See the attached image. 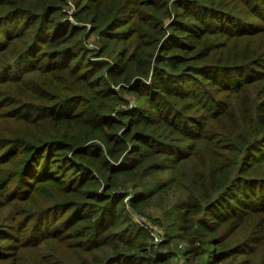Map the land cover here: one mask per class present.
<instances>
[{
    "label": "trees",
    "instance_id": "16d2710c",
    "mask_svg": "<svg viewBox=\"0 0 264 264\" xmlns=\"http://www.w3.org/2000/svg\"><path fill=\"white\" fill-rule=\"evenodd\" d=\"M0 264H264V0H0Z\"/></svg>",
    "mask_w": 264,
    "mask_h": 264
},
{
    "label": "rangeland",
    "instance_id": "374dc122",
    "mask_svg": "<svg viewBox=\"0 0 264 264\" xmlns=\"http://www.w3.org/2000/svg\"><path fill=\"white\" fill-rule=\"evenodd\" d=\"M132 102V101H131ZM155 203V199L151 200V204L143 211L141 214H133L132 220L143 228V230L148 234L147 241L154 247L153 251L159 255V253L165 252V248L162 245L165 239L166 227L170 223L171 217L165 215L162 210H160ZM149 230L153 233H157L160 237V241L157 244L153 243V239L150 235ZM170 229H167V231ZM184 245L180 243L177 248Z\"/></svg>",
    "mask_w": 264,
    "mask_h": 264
},
{
    "label": "built area",
    "instance_id": "2783aa9c",
    "mask_svg": "<svg viewBox=\"0 0 264 264\" xmlns=\"http://www.w3.org/2000/svg\"><path fill=\"white\" fill-rule=\"evenodd\" d=\"M149 232H150V235H151V237L153 239V243L157 244L160 241L159 235L157 233L151 232V230H149Z\"/></svg>",
    "mask_w": 264,
    "mask_h": 264
}]
</instances>
